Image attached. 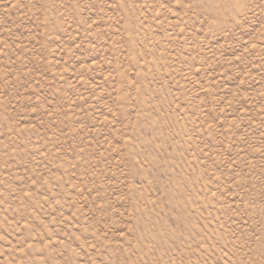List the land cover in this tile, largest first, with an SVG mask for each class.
<instances>
[{
	"label": "rangeland",
	"instance_id": "1",
	"mask_svg": "<svg viewBox=\"0 0 264 264\" xmlns=\"http://www.w3.org/2000/svg\"><path fill=\"white\" fill-rule=\"evenodd\" d=\"M0 264H264V0H0Z\"/></svg>",
	"mask_w": 264,
	"mask_h": 264
}]
</instances>
